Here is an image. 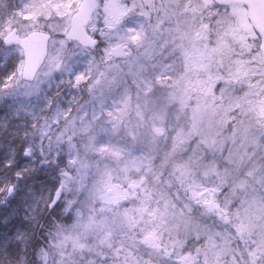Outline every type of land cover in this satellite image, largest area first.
Segmentation results:
<instances>
[{
  "label": "snow or ice",
  "instance_id": "snow-or-ice-1",
  "mask_svg": "<svg viewBox=\"0 0 264 264\" xmlns=\"http://www.w3.org/2000/svg\"><path fill=\"white\" fill-rule=\"evenodd\" d=\"M0 264H264V0H0Z\"/></svg>",
  "mask_w": 264,
  "mask_h": 264
}]
</instances>
